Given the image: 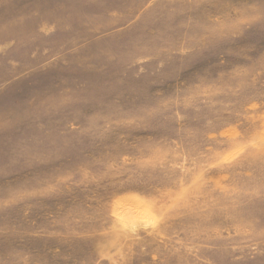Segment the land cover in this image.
<instances>
[{
  "label": "rangeland",
  "instance_id": "rangeland-1",
  "mask_svg": "<svg viewBox=\"0 0 264 264\" xmlns=\"http://www.w3.org/2000/svg\"><path fill=\"white\" fill-rule=\"evenodd\" d=\"M0 264H264V0H0Z\"/></svg>",
  "mask_w": 264,
  "mask_h": 264
}]
</instances>
